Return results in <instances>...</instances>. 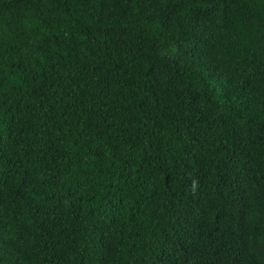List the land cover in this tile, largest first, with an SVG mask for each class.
Returning a JSON list of instances; mask_svg holds the SVG:
<instances>
[{"label": "trees", "instance_id": "1", "mask_svg": "<svg viewBox=\"0 0 264 264\" xmlns=\"http://www.w3.org/2000/svg\"><path fill=\"white\" fill-rule=\"evenodd\" d=\"M0 264H264V0H0Z\"/></svg>", "mask_w": 264, "mask_h": 264}]
</instances>
